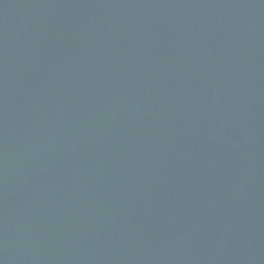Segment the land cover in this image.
I'll list each match as a JSON object with an SVG mask.
<instances>
[{"label":"water","instance_id":"95a60500","mask_svg":"<svg viewBox=\"0 0 264 264\" xmlns=\"http://www.w3.org/2000/svg\"><path fill=\"white\" fill-rule=\"evenodd\" d=\"M0 264H264V0H0Z\"/></svg>","mask_w":264,"mask_h":264}]
</instances>
